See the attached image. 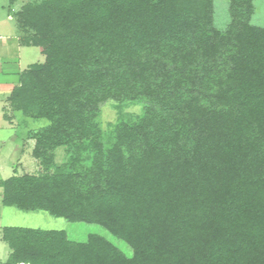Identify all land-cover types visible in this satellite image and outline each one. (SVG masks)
<instances>
[{
	"label": "trees",
	"instance_id": "16d2710c",
	"mask_svg": "<svg viewBox=\"0 0 264 264\" xmlns=\"http://www.w3.org/2000/svg\"><path fill=\"white\" fill-rule=\"evenodd\" d=\"M13 1V0H10ZM255 0H41L16 14L43 62L20 73L16 109L49 124L42 175L0 180L3 203L97 224L99 234L4 226L1 264H264V27ZM121 111L110 134L98 116ZM129 106L140 112H126ZM8 120L6 114L3 115Z\"/></svg>",
	"mask_w": 264,
	"mask_h": 264
},
{
	"label": "rangeland",
	"instance_id": "374dc122",
	"mask_svg": "<svg viewBox=\"0 0 264 264\" xmlns=\"http://www.w3.org/2000/svg\"><path fill=\"white\" fill-rule=\"evenodd\" d=\"M35 2L41 0H0V180L13 175H42L54 171L58 165L68 160L66 147H59L54 151L53 163L50 165L35 155V134L47 126L49 121L36 113L16 109L10 101L13 90L20 83L21 71L45 59L40 47L25 46L19 42L20 30L16 14ZM230 23L229 0H214V26L226 31ZM250 23L264 27V0L254 1ZM140 110L138 106L125 108L126 112L139 113ZM4 114L8 120L3 118ZM121 117V111L114 107L113 102H107L102 107L98 121L106 134H110ZM4 226L64 230L68 239L74 242H86L89 235L99 234L117 245L129 257L133 254L129 245L97 224L70 222L45 210H23L17 206L5 205L3 189L0 187V264L7 260L11 252L8 244L2 240Z\"/></svg>",
	"mask_w": 264,
	"mask_h": 264
}]
</instances>
